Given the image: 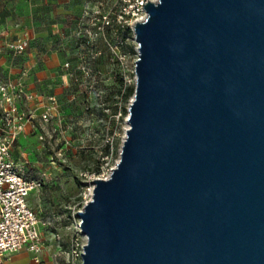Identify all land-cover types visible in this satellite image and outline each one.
I'll return each instance as SVG.
<instances>
[{
  "label": "water",
  "instance_id": "1",
  "mask_svg": "<svg viewBox=\"0 0 264 264\" xmlns=\"http://www.w3.org/2000/svg\"><path fill=\"white\" fill-rule=\"evenodd\" d=\"M144 8L120 159L77 213L82 264H264V0Z\"/></svg>",
  "mask_w": 264,
  "mask_h": 264
},
{
  "label": "rangeland",
  "instance_id": "2",
  "mask_svg": "<svg viewBox=\"0 0 264 264\" xmlns=\"http://www.w3.org/2000/svg\"><path fill=\"white\" fill-rule=\"evenodd\" d=\"M74 24L75 19L66 20L63 32L50 34L54 42L33 46L42 59L31 65L35 71L49 73L36 84L56 98L58 113L48 125L39 123L43 139H27L19 150L24 155L19 153L17 160L26 172L37 173L45 182L29 200L41 220L53 264H67L72 234L80 223L77 213L87 203V188L101 176L110 177L120 159L133 99L126 102L125 95L128 88L136 87L134 37H125L117 49L103 40L87 47ZM109 40L117 42L112 35ZM53 54L58 56L56 62H45ZM22 61L13 64L19 67Z\"/></svg>",
  "mask_w": 264,
  "mask_h": 264
},
{
  "label": "built area",
  "instance_id": "3",
  "mask_svg": "<svg viewBox=\"0 0 264 264\" xmlns=\"http://www.w3.org/2000/svg\"><path fill=\"white\" fill-rule=\"evenodd\" d=\"M158 1L85 0L76 24L82 45L93 46L103 40L111 49H117L125 37L132 35L135 39L136 23L147 18L144 6ZM0 32L4 34V31ZM110 35L115 37L116 43H111ZM31 41L30 35L24 33L5 44L12 66L27 53ZM29 74L28 69H21L17 80L0 81V264H7L11 255L23 250L32 253L39 263L45 248L42 223L29 200L30 194L40 192L45 182L38 174L26 172L25 165L13 159L12 151L28 127L37 128V118L41 124L48 125L57 117L58 111L55 97L29 91L26 83ZM32 103L37 104L30 109ZM39 109L41 113L37 115ZM107 178L101 176L98 179ZM93 191L94 187L90 185L84 194L87 203L92 199ZM87 243L79 223L72 234L67 264L83 263Z\"/></svg>",
  "mask_w": 264,
  "mask_h": 264
},
{
  "label": "crops",
  "instance_id": "4",
  "mask_svg": "<svg viewBox=\"0 0 264 264\" xmlns=\"http://www.w3.org/2000/svg\"><path fill=\"white\" fill-rule=\"evenodd\" d=\"M85 0H0V81L17 80L20 76L21 69L31 67L33 71L30 72L26 79L29 91L40 92L47 96H51L46 88L38 86L36 80L46 79L49 73L35 71L31 64L38 61L41 62L42 57L37 54L36 49H33L35 43L44 41L50 45L56 39L51 38V33L63 32L65 29V22L68 19H75L77 24L80 18ZM24 33H28L31 37V46L27 53L23 56L22 64L19 67L12 66L11 57L5 50V44L13 41ZM50 47V46H49ZM58 56L53 54L45 62H56ZM37 103L30 104V109L34 108ZM41 113V109L37 111V115ZM36 129L31 126L28 127L26 133L21 135L17 140L12 151V157L16 161L18 155L27 139H38L41 137L39 131V119L35 120ZM21 155L22 152L20 153ZM37 174V173H35ZM41 228V227H40ZM41 228V233L43 235ZM54 255L51 256L49 249L45 242V248L41 254L40 262L37 263L34 255L26 250L20 251L10 256L7 264H53Z\"/></svg>",
  "mask_w": 264,
  "mask_h": 264
},
{
  "label": "trees",
  "instance_id": "5",
  "mask_svg": "<svg viewBox=\"0 0 264 264\" xmlns=\"http://www.w3.org/2000/svg\"><path fill=\"white\" fill-rule=\"evenodd\" d=\"M135 93V90L133 88H128L126 95H125V101L128 102L131 98H133ZM126 114V111H125Z\"/></svg>",
  "mask_w": 264,
  "mask_h": 264
}]
</instances>
